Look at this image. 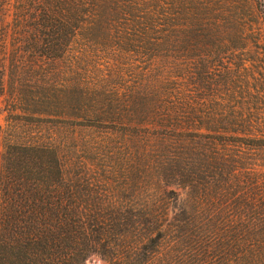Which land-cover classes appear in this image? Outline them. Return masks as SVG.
<instances>
[{
  "label": "trees",
  "instance_id": "1",
  "mask_svg": "<svg viewBox=\"0 0 264 264\" xmlns=\"http://www.w3.org/2000/svg\"><path fill=\"white\" fill-rule=\"evenodd\" d=\"M0 104V264H264L260 0H0Z\"/></svg>",
  "mask_w": 264,
  "mask_h": 264
},
{
  "label": "rangeland",
  "instance_id": "2",
  "mask_svg": "<svg viewBox=\"0 0 264 264\" xmlns=\"http://www.w3.org/2000/svg\"><path fill=\"white\" fill-rule=\"evenodd\" d=\"M260 3L262 5H264V0H260ZM1 105V104H0ZM1 118L3 117L2 115L0 116ZM98 132L96 133H89V132H86V133H82L80 135V138L83 140V141H86V140H90V139H94V138H97ZM126 195V194H125ZM84 264H107L106 261L99 255H92L90 256Z\"/></svg>",
  "mask_w": 264,
  "mask_h": 264
}]
</instances>
